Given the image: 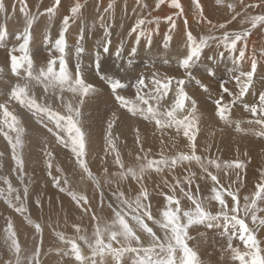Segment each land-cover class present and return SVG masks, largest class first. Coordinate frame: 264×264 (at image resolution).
<instances>
[{
  "label": "rangeland",
  "instance_id": "1",
  "mask_svg": "<svg viewBox=\"0 0 264 264\" xmlns=\"http://www.w3.org/2000/svg\"><path fill=\"white\" fill-rule=\"evenodd\" d=\"M131 1L0 0V264H132L133 258L145 256L155 264L166 257L172 259V253L167 246L164 250L158 244L154 246L140 224L146 219L159 242H163L166 233L171 235L168 228H175L179 234L177 227L186 222L187 213H195L197 208L213 216L219 214L214 223L220 226L190 227L187 234L191 239L183 252V236L172 241L177 246V258L187 257V250L191 249L198 254L200 264H264V227L253 222V215L264 218V192L260 189L264 185V123L260 122L264 115L244 109L245 104H258L259 94L264 91V0H198V4L196 0H178V6H169L166 13L171 21L167 17L153 18L156 11L162 15L163 5L169 0H161L159 6L158 0H136L132 7ZM191 16L194 17L189 20ZM119 17L127 20L118 25ZM138 21H143L140 28L152 34L153 58L159 55L158 46L163 50L162 57L169 54L174 60L177 55L186 54V31L197 40L209 38L202 55L192 65L191 77L185 78L188 96L197 100L194 114L191 100L185 101L172 116L168 114L176 99L175 81L159 101L154 98L155 86H147L143 95L147 103L136 98L129 101L145 111L133 113L114 96L110 97L114 93L105 80H101L105 87H98L85 78L84 70V80L98 87L95 94L82 96L73 90V84L39 80L48 61L59 56L57 52L55 57L45 58L62 28H66L65 62L74 74L77 62L72 50L78 41L83 46L86 40L94 41L97 36L103 44L110 39L109 46L114 52L123 51L120 58L126 60L135 46L136 34L130 36L129 31ZM172 22L173 40L165 49L163 36ZM29 26L31 40L25 48L28 59L20 61L25 52L19 47L25 43L24 31ZM54 27L58 36L52 43L45 38L37 42V31L44 28L41 37H46V32ZM106 29L112 38L106 36ZM82 30L85 42L79 40ZM98 31L101 34L95 35ZM141 48L149 50L144 38L136 54L141 55ZM13 50L20 61L16 75L10 70ZM90 52L84 50L89 57L82 56V61L92 60ZM105 57L101 59L102 69H107L113 81L121 82L117 93L124 86L132 87L140 76L133 70L134 63L122 71L119 60L110 52ZM233 57L240 58L235 65ZM249 60L256 61L255 74L251 87L241 96L247 77L239 74L251 72ZM148 61L150 58L143 65L149 79L153 72L159 73L160 79L165 75L183 76L177 62L156 64V69L159 65L166 68L163 72L154 71ZM90 64L91 77H98L94 61ZM54 67L59 70L58 59ZM234 67L237 72L231 71ZM210 68L214 75L209 74ZM237 76L239 80L234 79ZM197 80L206 84L209 91L201 89ZM221 82L227 92L222 91ZM17 83L28 89L23 102L8 95ZM221 96L222 103L231 108L226 121L219 119L213 105V100ZM234 96L237 99L231 104ZM32 100L48 111L32 109ZM149 107L152 111L147 110ZM77 126L82 129L83 138L76 131ZM18 137L21 144H17ZM140 138L147 144L140 143ZM86 181L89 183L85 185ZM224 216L231 221L227 235L222 234ZM165 220L168 226L160 227ZM240 222L250 231L245 233ZM129 246L139 251H125L116 257V252ZM146 247L153 250L146 253Z\"/></svg>",
  "mask_w": 264,
  "mask_h": 264
},
{
  "label": "snow or ice",
  "instance_id": "2",
  "mask_svg": "<svg viewBox=\"0 0 264 264\" xmlns=\"http://www.w3.org/2000/svg\"><path fill=\"white\" fill-rule=\"evenodd\" d=\"M161 2V0H158V4L157 6H159V3ZM197 4H198V0H196ZM170 3V7H177L178 6V0H169ZM181 11H182V6H180ZM65 20H67V17L65 18ZM166 20L171 21V17H167ZM143 21H138L137 24L133 25L132 28L129 31V35L131 36L133 33L136 34L135 36V46L132 47L131 52L129 54L130 57L134 56L138 50V47L140 45L141 39L144 38L146 41V44L148 47H151L152 45V34L145 32L142 28L139 27L140 24H142ZM187 23V22H185ZM175 28V24L174 22L170 23L169 26V30L167 32L164 33L163 36V43H164V48L167 49L169 47L170 42H172L173 37L171 35V30ZM30 26L27 27L24 31V39H25V43L22 44L19 47V51L21 52H25V48L27 46L30 45V40H31V33H30ZM158 27L156 29V31H158ZM4 34L6 33V28L3 30ZM65 32H66V28H62L61 32L59 34V37L56 39L55 44H54V48L55 50L59 53V56L57 58H53L50 59L47 63L46 68H43L41 73L39 74L38 78L41 81H44L45 78H47L48 80H51L53 82H57L60 84H65V83H70L75 85L74 87V91H78L82 96H88L91 94H95L96 92V87L94 84L88 83L84 80L83 76H82V69L79 63V55L84 51V48L82 46V44L78 41L77 45H76V53H77V64H76V71L74 74L70 73L66 62H65V58H64V54H65V47H66V39H65ZM237 37H240L241 34L237 33L235 34ZM106 36H110V33L108 32V30L106 29ZM17 38H21V33L17 34ZM185 38H186V54L183 55H178L176 57V62H177V66L179 69H183V76L181 78H177L176 76H167L165 75V77L163 79L159 78V73L157 72H153L152 74V83L155 86L154 92H155V99L157 101H159L160 99L163 98L164 95H167V93L170 91V86L172 84L173 81H175L177 87H176V99L174 101V104L172 106V109L169 111V115L172 116L175 112V110L182 108L183 107V103L185 101L191 100L192 103V113L194 114L197 109H196V101L192 98H190L185 90V78H190L191 77V68L192 65L196 62V60L202 55L203 49L205 47H207V40L209 38L207 37H202L199 40H197L196 38H194L190 32H185ZM46 42L48 41V37H45ZM79 40H83V30L81 32V36L79 38ZM111 41L110 39H106V42L103 44V53L104 54H108L110 52V45ZM224 46L226 48L229 47L227 40H225L224 42ZM230 51H234V49H230ZM112 55H114L117 59L120 58L121 56V50L117 49L115 53H112ZM243 55V52H241V57ZM10 70L12 71L13 74H17L16 69L20 64V61H23L25 59H28V54L25 52V55L22 56L20 58V61L16 60L15 57V50H13L10 53ZM57 59L59 60V70L57 71L55 69V64ZM240 58L238 57H233V63L234 65L238 62ZM31 63L30 59H29V64ZM133 61L131 58L128 59L127 61V65L130 66L132 65ZM165 63H167V60H165ZM94 65L95 68L97 70V73L99 74L103 69L101 66V56L100 53H97L96 58L94 60ZM255 68H256V61L253 60V64H252V70L249 73H240V76H245L247 77V81L245 86L242 88L240 95L243 96L247 93L248 88L251 87V83H252V78L254 77L255 74ZM122 71H126L127 68H122ZM231 71H236V68L234 67L233 69H231ZM210 75H214V73L212 72V70H209ZM101 80H106L107 83L110 85L111 90L113 91L115 98L117 99V101L121 104L122 107H127L129 111L135 113L136 111H140L143 112L145 111V109L140 108L138 105L135 104H130V102L128 101V99L126 97H122L117 93V89L122 87L120 80H109L107 79L105 76L101 75L100 76ZM234 79L239 80V76L234 77ZM146 82H145V76L143 73L140 74L139 78L136 80L135 82V89L136 92L139 94V92L141 91V89L145 86ZM196 84L203 89L205 92L209 91L208 86L204 83H202L200 80L196 81ZM44 87L47 89V84H44ZM221 89L224 92H227L228 89L224 87V82H221ZM27 86L24 85H20L19 83L15 84L12 86L11 90L9 91L8 95L9 97H15L18 100H20L21 102H23V98H25L27 96ZM138 99H140L141 101H143L144 103H147L146 100L143 99V97H140L138 95L137 97ZM237 97H233L231 104H234L236 101ZM223 101V97L221 96L219 99H215L213 100V103L216 107V115L219 117V119L221 120H228L229 118V112L231 110V108L227 105L222 103ZM82 103V101H81ZM30 106L35 108L38 111H42V112H47L48 109L44 108L38 104L35 103L34 100H32L30 102ZM0 107H3L2 105H0ZM244 109L246 111H251L254 115L256 113H261L262 115H264V91H262L259 94V103L258 104H245L244 105ZM71 111V109H69ZM148 111H152L151 107H149V109H147ZM77 115H80L79 111H77ZM194 119H198V117H193ZM261 123H264V121H260ZM74 123V122H73ZM112 127V123H109V128ZM239 122H237V131H239ZM18 131H22V129L18 130ZM49 131H51L49 129ZM76 131L80 134L81 138H83L84 133L82 131V129H80L78 126L76 127ZM189 140H192L191 136H188ZM21 140L18 137L17 138V144H21ZM194 144V141H193ZM21 166H22V162H21ZM264 175V174H262ZM260 189L262 192H264V185L260 186ZM213 193H215V190H213ZM213 198H215V195H213ZM234 199L238 200V197H234ZM247 199V198H246ZM37 204H39V200H37ZM19 211V210H18ZM118 215V214H117ZM150 215V214H149ZM186 222L180 224L179 228H180V232L178 234L177 230L175 228L169 229L171 231V235L168 236L166 233V240L163 242H159V238L156 237L154 231L151 228V225L148 223V221L145 219L144 222L142 224H140V227L147 232V234L152 238L153 244L154 246H156L158 244V246L164 250L165 247L167 246V251L172 253V259H167V257L163 260H157L155 262V264H200L199 261V257L198 254L195 252V250H191L188 249V256L185 257L184 255H181L179 258H177L175 256V250H176V245H173L172 241L176 240L179 241L181 238V235L183 236V246H181V251L183 252L185 250V247L187 245V240L191 239V237L188 236V229L190 227H192L193 225H197V224H203L206 227H219L220 225L217 223H214V221L219 219V214L216 216H213L211 213H208L200 208H197L195 213H187L186 214ZM134 219L137 220V222H140V218L138 217H134ZM224 219L226 221L224 227H225V232L222 233L223 235H227V228L229 223H231V221L229 220V218L227 216H224ZM253 222L259 223V226L264 227V218L258 217L256 215H253ZM153 223H159L157 221H153ZM241 223V227L243 228V230L245 231V233H247L248 231H250L247 228V225L243 224V222ZM167 225V220H165L164 223L160 224V227H166ZM233 228L236 227V225L233 223L231 225ZM121 227L123 228L124 225L121 224ZM125 231H127V229H125ZM137 241H138V237H134ZM253 241H254V236L252 237ZM255 242V241H254ZM14 243H18V241H15ZM153 249L152 248H144V252H151ZM128 251V252H137L139 251L138 248L136 247H131L129 246L126 249H121L118 252H116V257L118 258L123 252ZM132 264H153V261L151 259H149L147 256L144 257V259H141L140 257H135L132 260Z\"/></svg>",
  "mask_w": 264,
  "mask_h": 264
},
{
  "label": "bare ground",
  "instance_id": "3",
  "mask_svg": "<svg viewBox=\"0 0 264 264\" xmlns=\"http://www.w3.org/2000/svg\"><path fill=\"white\" fill-rule=\"evenodd\" d=\"M82 1V0H81ZM104 0H102V2H103ZM133 1V0H132ZM132 1L130 2V6L132 7V4H134V2H136V0H134L133 1V3H132ZM182 2H184L185 0H181ZM107 2H108V0H107ZM138 2V1H137ZM181 2V3H182ZM78 3H79V0H78ZM106 3V2H105ZM169 3V2H168ZM168 3H165L163 6H164V11L162 12V15L161 14H159L158 15V12L156 11V12H154V16H153V18H160V20L161 19H164V18H166V17H168L167 15H166V13L168 12V9L170 8L169 6V4ZM186 4V3H185ZM105 5V4H104ZM129 5V4H128ZM153 6H156L155 4L153 5ZM152 6V7H153ZM186 6V5H185ZM34 7V6H33ZM103 7V6H102ZM118 8V7H117ZM121 8V7H120ZM145 9V8H144ZM155 9V7L153 8V10ZM185 9V8H184ZM206 9V7L204 8H202V10H205ZM120 9L118 8V11H119ZM131 10H132V8H131ZM162 10V9H161ZM185 13V12H184ZM125 14H126V16H127V11L125 12ZM168 14V13H167ZM170 14V13H169ZM105 15V14H104ZM164 15H166V16H164ZM200 14H198V16H199ZM236 15V14H235ZM31 16V15H30ZM125 16V15H124ZM197 16V15H196ZM44 17V16H43ZM193 17L194 16H191L190 18H188L189 20H192L193 19ZM68 18H70V17H68ZM182 18V17H181ZM199 18H202L203 19V15H201V16H199ZM127 20V18H120L119 17V20H121V22H117V24L119 25V23H122V20ZM145 19V18H144ZM147 20V19H146ZM64 21V20H63ZM70 21V20H69ZM144 21V20H143ZM125 22V21H124ZM193 22V21H192ZM39 23V22H38ZM54 23H56V22H54ZM126 23L127 22H125V24H124V26L126 25ZM197 23V22H196ZM130 24V23H129ZM77 25V24H76ZM98 26V25H97ZM111 26V25H110ZM123 26V25H122ZM152 26V25H151ZM156 26V25H155ZM162 26V25H161ZM212 26V25H211ZM41 26H39V28H40ZM157 27V26H156ZM155 27V28H156ZM164 27V26H163ZM191 27V26H190ZM37 28V27H36ZM38 28V29H39ZM44 28H45V26H44ZM44 28H41L39 31H41V32H39V31H37L38 33L36 34V36H39V37H37L36 38V40H37V42H39V41H41L42 40V42L43 41H45V40H43L45 37H41L42 36V34H43V32L45 33V31H42ZM82 28V27H81ZM127 28V27H126ZM84 29V28H83ZM113 30H114V33H115V31H116V29H114V28H112ZM190 29V28H189ZM93 30V29H92ZM100 30V29H99ZM56 31V28L54 27L51 31H48V32H46V36L47 35H51L52 34V36L53 37H48L49 39H48V42L50 41V43H52L53 42V40L55 39V37L56 36H58L57 34H58V32H55ZM78 31V30H77ZM95 31V30H94ZM168 31V30H167ZM55 32V33H54ZM111 32H113V31H111ZM101 34V33H99V31L98 32H96L95 33V35L96 34ZM94 36V35H93ZM103 36V35H102ZM112 36V33H110V36L109 37H111ZM112 38V37H111ZM153 39V38H152ZM84 41V40H83ZM47 42V43H48ZM85 42V41H84ZM49 43V44H50ZM208 43V42H207ZM89 44H90V46H89ZM114 44V43H113ZM76 45V44H75ZM251 47L253 48V40L251 41ZM33 46V45H32ZM49 46V45H48ZM92 47V48H90L89 49V47ZM113 46V45H112ZM50 50H49V54L47 55V56H45V58H53V56L55 57V55H56V53H57V51L54 49V45H52V44H50ZM74 47V46H73ZM76 47V46H75ZM87 47H88V49H87ZM110 47V54H111V56H113L114 58H115V56L114 55H112V53H115L114 51H113V47L111 48V46H109ZM124 47V46H123ZM83 48H84V50H86V51H88V52H90V53H93L92 55H91V59L92 60H90V59H87L86 61L84 60V61H82L83 59H82V56H86V57H89L88 55H89V53H87L86 55H85V53H84V51L79 55V63H80V66H81V69L82 70H84V73H85V78L86 79H88L90 82H94V84L95 85H97L98 87H100V86H104L105 87V83L107 82L106 80L102 83L101 82V79H100V76L101 75H103V76H105L107 79H109V80H114V78H112V77H110L108 74H107V69H105V71L104 70H102L103 72H100L99 73V76L98 77H94V76H92L91 77V75H90V72H92L91 71V68H90V66H93V64H90V63H92V61H94L95 60V58H96V55H97V53H100V56H101V59H105L106 57H105V54L103 53V41H102V39L100 38V36L98 37H96L95 39H94V41H92V40H90L89 42L86 40V44H84L83 45ZM125 48H126V44H125ZM124 48V49H125ZM147 48V47H146ZM146 48H144V49H142L141 50V55H139V54H135L134 56H132V57H127V59L126 60H124V59H122V58H118V59H115L116 61L117 60H119V67L120 68H124V66H126L127 65V61H128V59L129 58H131L132 59V61H133V70L135 71V74L137 75V77H138V75H140L141 73H143L144 74V76H145V82H146V84H145V86L141 89V91L139 92V94L136 92V89H135V84L131 87L130 85H127V86H124V90L119 94L120 96H122V97H126L127 99H128V101H131V100H134V98H136V99H138L137 97H138V95L141 97H143V95H144V89L145 88H147V86H149L150 87V85H151V87H152V85H153V83H152V79H149L148 78V76H147V72L148 71H146L145 72V68H146V66L145 65H143L144 64V62L148 59V58H150V61H148V63H150L151 65H154V67H155V65L156 64H159V63H162V62H164L165 60H167L168 62H170L169 64H171V63H174V62H176V59H174L173 60V56L172 57H170V56H168L169 54H167V56L165 55V57H162L161 55H160V53H161V51H163L161 48H160V46H158L157 47V50H158V52H159V55L157 56V57H155V58H153L154 57V50H155V48L153 49V46L149 49V47H148V49L149 50H147ZM70 49V48H69ZM169 50H171V49H169ZM73 52V54H72V56H74V58H75V62H77V53H76V48L75 49H73L72 50ZM102 51V52H101ZM123 51H121V53H122ZM167 52H169V51H167ZM252 52V51H251ZM11 53V52H10ZM170 53V52H169ZM252 54H253V52H252ZM180 55V54H179ZM178 56V55H177ZM250 56V55H249ZM137 57H139V59L140 60H138L137 59ZM73 58V57H72ZM125 58V57H124ZM217 58V57H216ZM253 58V57H252ZM144 59H145V61H144ZM155 59V60H154ZM250 59H251V57H250ZM138 60V61H137ZM263 60H264V58H263ZM72 61V60H71ZM73 61V62H74ZM103 61V60H102ZM250 61V60H249ZM104 62H106V61H104ZM251 62V61H250ZM238 63V62H237ZM252 64H253V62H251ZM77 64V63H76ZM76 64H75V67H76ZM108 64V63H107ZM146 64V63H145ZM168 64V63H167ZM168 64V65H169ZM251 64V65H252ZM147 65V64H146ZM162 65H166V64H164V63H162ZM145 66V67H144ZM175 66H176V64H175ZM74 67V72L76 71V68ZM154 67H152V68H154ZM159 67V68H158ZM157 68L158 69H160V70H164L163 72H165V70H166V68H164L163 66L162 67H160V65L158 66ZM238 67V66H237ZM147 68H149V66L147 67ZM200 68V67H199ZM158 69H156V67L153 69L154 71H157ZM170 69V68H169ZM175 69V68H174ZM177 69H179V68H177ZM202 69H204V68H202ZM211 69V68H210ZM36 70V69H35ZM34 70V71H35ZM172 70V69H171ZM205 70V69H204ZM21 71V70H20ZM33 71V72H34ZM37 71V70H36ZM129 71H131V70H129ZM149 71H151V69L149 70ZM173 71V70H172ZM172 71H170L171 73H172ZM175 71V70H174ZM173 71V72H174ZM178 71V70H177ZM176 71V72H177ZM216 71V70H215ZM214 71V72H215ZM162 72V73H163ZM182 72V71H181ZM197 72H199V71H197ZM209 72V71H208ZM226 72H228V71H226ZM231 72V71H230ZM237 72V71H236ZM29 73V72H28ZM35 73V72H34ZM94 73V72H93ZM179 73H180V71H179ZM200 73V72H199ZM201 73H203V72H201ZM168 74H169V72H168ZM210 74V73H209ZM90 75V76H89ZM206 75V74H205ZM235 75V74H234ZM199 76V75H198ZM201 76V75H200ZM229 76V75H228ZM232 76V75H231ZM89 77H91L90 79H89ZM203 78V77H202ZM219 78V77H218ZM208 79V78H207ZM8 80V79H7ZM186 81H187V79H186ZM208 81V80H207ZM225 81H226V79H225ZM188 82V81H187ZM216 85V84H215ZM10 87V86H9ZM98 87H96V88H98ZM174 87H175V84H174ZM6 88V87H5ZM154 88V87H153ZM101 89V88H100ZM189 89V88H188ZM188 89H186V90H188ZM213 89V88H212ZM99 90V89H98ZM250 90V89H249ZM154 91V90H153ZM217 92V91H216ZM146 93V92H145ZM172 93V92H171ZM252 93V92H251ZM109 95V94H108ZM176 95V94H175ZM28 96V95H27ZM114 96V98H115V95H110V97H113ZM72 97V96H71ZM77 97H78V95H77ZM109 97V98H110ZM169 98V97H168ZM167 96L164 98V101L165 102H167ZM217 98V97H216ZM53 99H56V98H53ZM52 99V100H53ZM116 99V98H115ZM93 100V99H92ZM215 100V99H214ZM14 101V100H13ZM18 101V100H17ZM56 102H57V99L55 100ZM197 101V100H196ZM206 101V100H205ZM118 102V101H117ZM200 102V101H199ZM210 102V101H209ZM131 103H132V101H131ZM27 104V103H26ZM114 104V103H113ZM210 104V103H209ZM245 104V103H244ZM168 105V104H167ZM211 105V104H210ZM214 105V104H213ZM28 106V105H27ZM7 107H9V106H7ZM54 107V106H53ZM186 107V106H185ZM204 107H206V106H203V108ZM32 109H33V107H31ZM55 108V107H54ZM61 108V107H60ZM199 108V107H198ZM213 108V107H212ZM184 109L185 108H183L182 109V111H184ZM201 110V109H200ZM167 111V110H166ZM181 111V112H182ZM105 112V111H104ZM186 110L184 111V113L186 114ZM209 112V111H208ZM214 112V111H213ZM40 113V112H39ZM42 113V112H41ZM64 113V112H63ZM45 114V113H44ZM67 114V113H66ZM211 114V113H210ZM6 115V114H5ZM184 115V114H183ZM192 116V115H191ZM50 117V116H49ZM105 118V117H104ZM48 119V118H47ZM55 119V118H54ZM53 119V120H54ZM5 120V119H4ZM10 121V120H9ZM57 121V120H56ZM53 123V122H52ZM97 124H99V123H97ZM28 129H30V128H28ZM143 129V128H142ZM258 134V133H257ZM73 135V134H72ZM148 136H149V140H150V135L148 134ZM72 137V136H71ZM141 139V141H140V143L142 142V144H147V141L146 142H144V138H140ZM175 139V138H174ZM200 140H202V139H200ZM151 141V140H150ZM166 141V140H165ZM187 142V141H186ZM171 143V142H170ZM191 143V142H190ZM213 143V142H212ZM169 144V143H168ZM172 144V143H171ZM187 144V143H186ZM162 145V144H161ZM49 146V145H48ZM181 146V145H180ZM257 146V145H256ZM133 147V146H132ZM167 147V146H166ZM177 147V146H176ZM206 147V146H205ZM50 148V147H49ZM182 148V147H181ZM188 148V147H187ZM202 149V148H201ZM209 149V148H208ZM260 158V157H259ZM47 164V163H46ZM199 164H201V163H199ZM255 164V163H254ZM200 166H202V167H204V164L202 163ZM205 168V167H204ZM203 168V169H204ZM141 171V170H140ZM201 172V171H200ZM89 183V181H86L85 182V185L86 184H88ZM78 187H81V183L78 185ZM89 187V186H88ZM51 188V187H50ZM87 190V189H86ZM45 206V205H44ZM187 219V218H186ZM179 222V221H178ZM156 224V223H155ZM176 225H179V223H177ZM168 226V225H167ZM178 229H179V227H177ZM162 229V228H161ZM168 229H170V228H168ZM170 234H171V232H170ZM166 238V237H165ZM83 249H85V251H86V249L87 248H83ZM87 252V251H86ZM98 252V251H97Z\"/></svg>",
  "mask_w": 264,
  "mask_h": 264
}]
</instances>
